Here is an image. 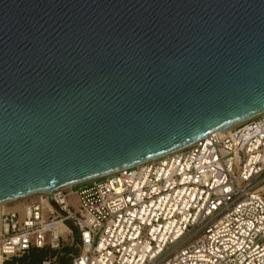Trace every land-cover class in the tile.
I'll list each match as a JSON object with an SVG mask.
<instances>
[{"label": "water", "instance_id": "obj_1", "mask_svg": "<svg viewBox=\"0 0 264 264\" xmlns=\"http://www.w3.org/2000/svg\"><path fill=\"white\" fill-rule=\"evenodd\" d=\"M264 112V0H0V203Z\"/></svg>", "mask_w": 264, "mask_h": 264}, {"label": "built area", "instance_id": "obj_2", "mask_svg": "<svg viewBox=\"0 0 264 264\" xmlns=\"http://www.w3.org/2000/svg\"><path fill=\"white\" fill-rule=\"evenodd\" d=\"M13 202L17 208L0 209V264L32 247L61 250L74 230L80 250L69 264H264V112ZM39 264H59V256Z\"/></svg>", "mask_w": 264, "mask_h": 264}, {"label": "rangeland", "instance_id": "obj_3", "mask_svg": "<svg viewBox=\"0 0 264 264\" xmlns=\"http://www.w3.org/2000/svg\"><path fill=\"white\" fill-rule=\"evenodd\" d=\"M79 185L74 186V189H78ZM71 224V221L67 222ZM75 240L71 241V237L68 239L70 241L61 250L52 249L50 246L44 248L32 247L29 252L22 256H15L11 260L6 261V264H39L45 258H52L59 256V264H69L72 259L71 253L76 254L79 250V240L78 233L74 230Z\"/></svg>", "mask_w": 264, "mask_h": 264}, {"label": "bare ground", "instance_id": "obj_4", "mask_svg": "<svg viewBox=\"0 0 264 264\" xmlns=\"http://www.w3.org/2000/svg\"><path fill=\"white\" fill-rule=\"evenodd\" d=\"M248 118H249V117H247V118H245V119H243V120H241V121H239V122H237V123H235V124H232V125H230V126L224 128V129H222V130H218V131H221V132L229 131V130L233 129L236 125H238L239 123L243 122L244 120H246V119H248ZM69 185H71V184H69ZM38 194H40V193H38ZM33 195H36V194H33ZM33 195H29V196H33ZM27 197H28V196H26V197H22V198H18L17 200L25 199V198H27ZM15 200H16V199L0 203V209H2V210H7V209H11V208H17L18 205H15L14 202H13V201H15ZM11 202H12V203H11ZM58 227H59L60 230H62V231H64V232L67 230V227L64 226V225H62V224L58 225Z\"/></svg>", "mask_w": 264, "mask_h": 264}]
</instances>
